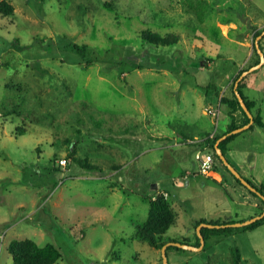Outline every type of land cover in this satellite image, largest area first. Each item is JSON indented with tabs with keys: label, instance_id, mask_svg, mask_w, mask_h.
I'll list each match as a JSON object with an SVG mask.
<instances>
[{
	"label": "rangeland",
	"instance_id": "1",
	"mask_svg": "<svg viewBox=\"0 0 264 264\" xmlns=\"http://www.w3.org/2000/svg\"><path fill=\"white\" fill-rule=\"evenodd\" d=\"M6 1L13 13H0V264H13L9 242L27 237L55 244L62 256L54 264H163L161 249L137 237L149 210L144 191L130 184L134 204L120 208L114 201L127 198L123 188L111 191L100 178L77 177L113 166L120 174L138 173L136 179L163 176L170 152L161 151L164 161L150 168L142 149L160 143L148 139L187 129L190 114H204L200 125L222 128L230 116L220 95L226 86L230 92L240 64L238 71L258 59L254 40L264 29V0ZM146 29L179 41L149 44L141 34ZM237 38L242 44L231 41ZM70 41L95 50L101 61L86 64ZM116 57L145 65L129 70L124 62L101 71ZM248 74L246 85L264 86V61ZM209 105L219 107L217 120L205 112ZM262 106L264 118V97ZM256 145L264 148V140ZM254 151L253 182L264 181V155ZM61 157L67 167L58 165ZM79 158L96 168L81 166ZM215 163L222 180L198 172L197 187L190 188L179 165L171 168L177 183L170 179L165 190L176 218L166 238L198 246V219L236 223L260 210V198ZM189 164L198 167L195 158ZM120 174L111 179L120 181ZM203 244L200 250L170 247L168 264H236L237 255L238 264H264V220L255 228L209 230Z\"/></svg>",
	"mask_w": 264,
	"mask_h": 264
},
{
	"label": "trees",
	"instance_id": "2",
	"mask_svg": "<svg viewBox=\"0 0 264 264\" xmlns=\"http://www.w3.org/2000/svg\"><path fill=\"white\" fill-rule=\"evenodd\" d=\"M0 13L4 15H11L13 13V5L6 0H0ZM258 33H261V31L259 32L257 31L255 33V37L258 35ZM141 34H142L143 40L152 45H161V46L172 45V44L178 43L179 41L178 35H172V34L161 35L157 32H154L151 29L143 30ZM67 45L72 46L75 49V52L78 54V56H81L82 58H84V61L86 62V64L99 62L102 59L101 57L102 55H99L98 52H96L95 50L88 52L86 50L85 44H77L76 42L70 41ZM259 57L260 56L258 54V59L256 60L255 64L259 62V59H260ZM124 62L126 63L127 69L129 70H133L135 68H142L145 65L143 62H137L136 60H127L124 58L116 57L113 63L110 62V64L103 67L101 71L105 72L107 71V69L112 68L113 66L121 65ZM249 67L239 70L236 73V75L233 77L231 81L230 92L228 94L220 95V102H224L228 106L227 112H228V115L230 116V122L227 128L221 132H215L214 136L210 137V133L213 131V128H212L211 130H209L204 135H201L200 137L202 138V141L199 142V144L205 145L206 147H208V149L212 151L214 158L217 159L221 164H223V162L221 161L218 154L216 153L215 146H214L215 142L223 134H226L232 129L237 128L249 122V117L247 113L243 110V108L241 107L240 102L235 94V90L233 86L235 84V81L241 75V73L244 70L248 69ZM249 75L250 74L244 75L239 80L238 85H236L237 89L239 90L240 94L243 96L246 105L251 110L253 117H254L253 122L249 125L248 128L244 130L251 129L254 125H259L261 127H264V121L262 120L260 113H257L254 111V106L256 104L254 99H252L249 95H246L243 90L246 85V80L249 77ZM237 116L240 117L239 121L237 120ZM241 132L228 134L224 139H222L219 142L218 146L223 151V153L227 151L228 143L232 141L233 138L240 135ZM189 138L193 139L194 137L187 136V137H184V140L186 141ZM71 152L72 154H75V151H71ZM72 158L75 159L74 155H72ZM77 160H78L77 162H80L86 167L94 168L97 166V164H92L88 162L89 161L88 158H84V159L79 158ZM223 166L226 168L228 172L232 174L233 178L240 185H243L241 181L229 170V168H227L226 165L223 164ZM245 178L249 180L250 183L259 190V192L264 194V185H257L256 183L251 181L249 178L247 177ZM243 186L246 187L245 185ZM247 189L251 194L253 195L255 194V196L260 198V196L257 195L255 191L253 192L249 188ZM147 200L149 203V210H148L147 218L145 219L142 225V228L144 231H141V233L137 235V237L161 249V247L163 246V244H165V242L174 241V239L170 237L166 238L164 234L166 230L174 223L175 218H176L175 217L176 211L174 210L171 202L169 201L168 196L164 192L157 193L155 197L149 196ZM260 200H261L260 210L256 213V215L260 214L264 210V200L262 198H260ZM263 220H264V216L261 218H258L252 223L244 225V227L245 228H255L256 226L260 225L263 222ZM201 222H207L211 224H227V222L229 223V221L225 219L207 221L204 218H200L195 222L194 227H196ZM228 226L229 225H226L224 227L223 226H220V227L203 226L201 227L200 231L205 238V233H207L209 230H227ZM195 237L197 238L196 245H199L200 244L199 236L195 234ZM182 242L186 243V241H182ZM170 247H174L177 249L180 248L176 245H168L166 247V253ZM8 248L12 256L13 264H54L62 256L60 249L55 244L48 242L44 245H40L33 238H29V237L23 238V239H12L9 242ZM234 260H235V263L238 264L239 255H237L236 258H234Z\"/></svg>",
	"mask_w": 264,
	"mask_h": 264
},
{
	"label": "crops",
	"instance_id": "3",
	"mask_svg": "<svg viewBox=\"0 0 264 264\" xmlns=\"http://www.w3.org/2000/svg\"><path fill=\"white\" fill-rule=\"evenodd\" d=\"M223 37L225 38V36H223ZM231 41L232 42L237 41L238 42L237 44H240V43L242 44V42L240 40H238V38H237V40L232 39ZM202 65L204 66V64H202ZM240 66H241V64H240ZM240 66L238 67V69L240 68ZM238 69H237V71H238ZM237 71L233 74V76L231 77L230 80L233 79V77L236 75ZM250 80H251V83L254 82V79L250 78ZM255 82H257V81L255 80ZM209 86H211L215 89L214 84H209L207 87H209ZM253 86H255V85H253ZM253 86L251 84L247 83V85H245L243 90H244V93L246 95H249L252 99H254V101L256 103L255 107L257 106L258 109L262 108L257 113H260L261 118L264 121L263 113H262L263 112L262 101H263V97H264V86L259 85V86H257L258 89L255 86V88L252 89ZM227 87L228 86L225 87V89H224L225 91L223 94H228L227 93ZM258 90H261V92L259 91L260 92L259 93ZM207 92H208V90H207ZM251 94L254 95V97H252ZM257 99H260V100L257 101ZM259 101H260V107L257 104ZM254 111L256 112V110H254ZM191 115H193V114H190L185 118L187 120L186 121L187 129L181 130L180 128L174 127V128H172V133L169 131V133L166 134L167 136H165L163 141L159 138L158 139L154 138V140H153V138L151 140L148 139L149 143H151V142L153 143L155 141L159 142L160 144L158 146L153 147V145H151V146H148L147 148L142 149L143 153L148 156L147 160H148V165L150 168L152 165H153L152 167H154L156 165L159 166L162 163V161H164V157L162 156L161 151H163V153L166 150L168 152H170L169 158H168L169 160L166 161L168 164L164 165L165 170L163 172V176H159V175L158 176H152V177L146 179L145 176L142 175L143 177L141 179L139 177H137V179H136V175L138 173L135 174L134 172L130 171L129 169H126L123 173L120 174V171H119L120 168H118L117 166H113L114 167L113 171H111L109 173H106L102 169H98V168L94 167L97 169L95 172L96 176L94 175V177H93V176H89V175H81L80 177H77V178H85V177L90 178V179L100 178L102 180V181L101 180L100 181L103 184L105 182L106 183L105 186H107V189H109L111 191H114L115 189L120 190V187L123 188V193L126 195L127 198L124 199L123 201H120V200L114 201V205H119L120 208H121V206L123 207V204L124 205H129L130 203L134 204L133 201H131L130 197H129V193L131 191L129 190V188H127L132 183L135 184L138 189H140L141 191H144L145 194L143 195L142 200L145 202H148L147 198L149 196L155 197V195L157 193H161V192H164L168 196L169 201L171 202L170 195L167 194V190H165V189H166V185L169 183L170 179H173V181L175 183H177L174 179V177H176L175 173H173V171L171 169V168H173V165H175V164L179 165V168L182 171L181 175H183V178L186 179L184 184L187 187H189V188L193 187V186L197 187V185H196L197 181L194 180L193 178H196L198 176V172H200L199 167H197L195 169V168L191 167V165L189 163H191L192 158H195V153L197 150H203V149L207 150L208 149V147H206L205 145H200L199 142H196V143H186L185 142L184 137L188 136V137H194V138L201 139L200 135H204L205 133H207L209 130L212 129L211 126H208L207 124H205L206 122L203 125L199 124L198 119L200 120L204 114L203 115L200 114V116H191ZM237 120L238 121L240 120L239 116H237ZM229 122H230V118L227 120V122L224 124V126L222 128H220L218 130L216 129V132H221V131L225 130L227 128ZM191 124L193 125V127H191V129H190V128H188L189 127L188 125H191ZM259 128L264 129V127H261L259 125H254L251 129L247 130V132H248V133H246L247 135H245V136L242 135L243 137L240 138V140L233 138V140L228 143V145H227L228 148H227V151L225 152L227 159L232 163V165H234L244 177L249 178L251 181H253V179L256 178L254 176V173H253V168L255 167V165L257 163V159H256L257 154L255 153L254 150L255 149L260 150V151L262 150L261 152L264 155V148H260V146L256 145V139H257V141H260L262 143L264 140V133ZM252 134L256 138L250 140L249 138H251L250 136ZM259 134L261 135V137L259 136ZM258 147L260 149H257ZM239 151L242 152L243 156H237ZM76 155L77 154L75 153V156ZM195 160H196V158H195ZM68 164H69V162H68ZM80 165L83 167H86L85 165H83L81 163H80ZM197 166H198V162H197ZM86 168L91 169V170L94 169V168H90V167H86ZM143 168H144V166H143ZM218 172H219L218 166L215 165L214 169L212 171H210L208 174H203L201 172L200 173L203 174L204 176L211 177L215 181H219V180H222V178H220V179L216 178ZM164 173H166L167 175H170V178L168 176H166ZM116 174H120V176H119L120 181L115 180V179H111ZM184 174H185V177H184ZM105 179H106V181H104ZM107 179L110 181H107ZM256 181L257 182H254V183H256L257 185H264L263 180L258 181V179H256ZM233 188H235V186ZM142 189H144V190H142ZM248 194L250 195L251 193L249 192ZM191 195H192V191H190L189 195H186L183 197V201L185 202V201L189 200ZM133 199H135V198H133ZM135 200L137 201V199H135ZM138 201L142 205L144 204L143 201H141L140 199H138ZM138 201H137V204H138ZM254 205L258 206V208H259V204L257 202H254ZM103 210H104V212L107 211L106 208H104ZM255 213H257V212H255ZM243 215H247V216H243L244 219H246V218L249 219V218H251V216L253 214H251L249 212H245ZM254 215H256V214H254ZM35 237H39V235L35 236Z\"/></svg>",
	"mask_w": 264,
	"mask_h": 264
},
{
	"label": "water",
	"instance_id": "4",
	"mask_svg": "<svg viewBox=\"0 0 264 264\" xmlns=\"http://www.w3.org/2000/svg\"><path fill=\"white\" fill-rule=\"evenodd\" d=\"M264 35V29L261 31V33H258V35L256 36L255 40H254V46L257 50V53L260 56L259 62H257L256 64L250 66L248 69L244 70L241 75L238 77V79L235 81L234 86V90H235V94L240 102L241 107L243 108V110L247 113L248 117H249V122L232 129L231 131H229L226 134H223L221 137H219L217 139V141L215 142V150L216 153L218 154L219 158L221 159V161L223 162L224 165L227 166V168H229V170L241 181V183L243 185H245L247 188H249L251 191H255V193L257 195L260 196V198H262L264 200V194H262L261 192H259V190L253 186L249 180H247L239 171L238 169L232 165V163L227 159L225 153H223V151L219 148L218 144L219 142L224 139L228 134H232V133H237L240 132L246 128L249 127V125L253 122L254 117L253 114L251 112V110L248 108V106L245 103V100L243 98V96L240 94L239 90L237 89L238 82L239 80L246 74H248L249 72H251L252 70L256 69L257 67H259L262 63H263V59H264V52L262 50V48L260 47V39L262 38V36ZM264 216V210L260 213L257 214L255 216H252L251 218L242 221V222H236V223H228L227 224H211V223H207V222H201L197 225V235L200 238V244L198 246L195 245H191L188 243H183V242H179V241H168L165 242V244H163V246L161 247V254H162V262L163 264H168V260H167V255H166V247L168 245H176L178 247L181 248H186V249H191V250H200V248L203 247V243H204V236L201 233V227L203 226H207V227H220V226H226V225H235V226H241V225H247L249 223H252L253 221L257 220L258 218H261Z\"/></svg>",
	"mask_w": 264,
	"mask_h": 264
},
{
	"label": "built area",
	"instance_id": "5",
	"mask_svg": "<svg viewBox=\"0 0 264 264\" xmlns=\"http://www.w3.org/2000/svg\"><path fill=\"white\" fill-rule=\"evenodd\" d=\"M220 109L219 107L216 108V107H213V106H208L206 107V113L213 117L214 119H218V116H219V112ZM216 132V128L213 129V131L210 133V137H213L214 134ZM202 141V138L201 139H198V138H189L187 139L185 142L186 143H196V142H201ZM195 158L198 162V167H199V171L203 174H208L210 171H212L215 167V158H214V155L212 153V151L210 150H197L196 153H195ZM68 158L66 157H61L58 159L57 163L60 167H67L68 166Z\"/></svg>",
	"mask_w": 264,
	"mask_h": 264
}]
</instances>
